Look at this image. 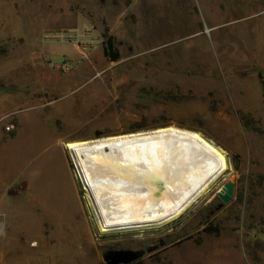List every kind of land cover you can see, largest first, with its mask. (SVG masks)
<instances>
[{
	"label": "rangeland",
	"instance_id": "374dc122",
	"mask_svg": "<svg viewBox=\"0 0 264 264\" xmlns=\"http://www.w3.org/2000/svg\"><path fill=\"white\" fill-rule=\"evenodd\" d=\"M263 90L264 0H0V264H107L160 240L173 245L137 264H264ZM167 126L199 132L228 170L170 222L100 232L60 141Z\"/></svg>",
	"mask_w": 264,
	"mask_h": 264
},
{
	"label": "bare ground",
	"instance_id": "6f19581e",
	"mask_svg": "<svg viewBox=\"0 0 264 264\" xmlns=\"http://www.w3.org/2000/svg\"><path fill=\"white\" fill-rule=\"evenodd\" d=\"M66 146L100 232L170 222L228 170L215 144L173 126Z\"/></svg>",
	"mask_w": 264,
	"mask_h": 264
},
{
	"label": "water",
	"instance_id": "95a60500",
	"mask_svg": "<svg viewBox=\"0 0 264 264\" xmlns=\"http://www.w3.org/2000/svg\"><path fill=\"white\" fill-rule=\"evenodd\" d=\"M233 188L234 185L231 181H227L221 189L217 192V197L220 200L218 205L216 206V210L223 207L225 204L229 203L233 196ZM150 251V249H148ZM142 255V252L134 251V250H118L114 253L109 251L103 254V259L107 260L109 257L114 256L115 264H128L129 262L137 259Z\"/></svg>",
	"mask_w": 264,
	"mask_h": 264
},
{
	"label": "flooded vegetation",
	"instance_id": "af4514ba",
	"mask_svg": "<svg viewBox=\"0 0 264 264\" xmlns=\"http://www.w3.org/2000/svg\"><path fill=\"white\" fill-rule=\"evenodd\" d=\"M217 205H218V203H217ZM216 206H214L213 208H210L208 210V213L202 218L203 222L204 221L208 222L210 220V218H212V216H214V214L218 210H220L222 208L221 207L220 209L216 210ZM202 228H204L203 225H202ZM190 238H192V236H190ZM181 240L182 239H180V240H178L176 242H180ZM172 245H173V243L171 245H165L164 241L160 240L158 243L157 242H155V243L152 242V243L149 244L150 247L148 249H150V252H147V249H145V247H142V246H136V247H133V248L132 247H127V248H125L123 250H134V251L142 252V255L140 256V258H138L137 260L129 263V264H137V263H141L144 260L145 256L148 257V258L155 257L156 254L161 253L164 249H166L167 247L172 246ZM109 249H114V250L116 249L117 250L119 248L112 247V248H109ZM115 252L116 251L113 252V255H114ZM114 261H115L114 256L109 257L107 259V264H115Z\"/></svg>",
	"mask_w": 264,
	"mask_h": 264
},
{
	"label": "built area",
	"instance_id": "2783aa9c",
	"mask_svg": "<svg viewBox=\"0 0 264 264\" xmlns=\"http://www.w3.org/2000/svg\"><path fill=\"white\" fill-rule=\"evenodd\" d=\"M79 33L78 32H67V31H48L44 34V37L47 38V39H57V38H60V39H70V40H76V41H79ZM60 66L65 70V71H68L72 66L70 63H65V62H61L60 63ZM13 129V125L10 124V125H6L5 126V130L6 131H10ZM69 152V157H70V161H71V165L73 167V172L76 176V178L81 181V177L79 175V171L77 169V166H76V163L73 159V156L71 154V152L68 150Z\"/></svg>",
	"mask_w": 264,
	"mask_h": 264
},
{
	"label": "crops",
	"instance_id": "0c3cea01",
	"mask_svg": "<svg viewBox=\"0 0 264 264\" xmlns=\"http://www.w3.org/2000/svg\"><path fill=\"white\" fill-rule=\"evenodd\" d=\"M73 141H83V140H75V138H70V139H67L65 141H63V140L60 141V143H61V157L63 159L62 165L66 171V177L68 178L67 183L68 184L70 183L72 185L76 197L79 198L81 201L80 194H79V185H78L77 180L75 178V175L73 173L72 165H71V161H70V157H69V153H68V148L66 146V143L73 142Z\"/></svg>",
	"mask_w": 264,
	"mask_h": 264
},
{
	"label": "trees",
	"instance_id": "16d2710c",
	"mask_svg": "<svg viewBox=\"0 0 264 264\" xmlns=\"http://www.w3.org/2000/svg\"><path fill=\"white\" fill-rule=\"evenodd\" d=\"M112 48H113V40L112 37L109 36L106 38L105 52L107 54H110L111 52L112 60H116L118 55L112 51ZM263 94H264V90H263Z\"/></svg>",
	"mask_w": 264,
	"mask_h": 264
}]
</instances>
